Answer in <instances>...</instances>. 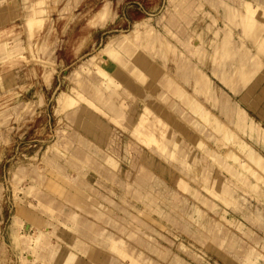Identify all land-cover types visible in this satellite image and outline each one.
Here are the masks:
<instances>
[{"label":"rangeland","instance_id":"1","mask_svg":"<svg viewBox=\"0 0 264 264\" xmlns=\"http://www.w3.org/2000/svg\"><path fill=\"white\" fill-rule=\"evenodd\" d=\"M226 3L242 32L223 15ZM258 11L264 16V0H0V44L12 50L9 58L0 55V264H25L20 259L28 252L14 244L11 234L33 235L37 227L50 233L54 256L49 264H60L59 257L80 245L84 249L71 264H88V256L100 249L111 256L98 242L103 235L120 236L151 264H173L174 258L183 264H244L248 249L261 255L254 264H264V223L256 220L258 214L264 221V47L257 50L247 39L254 32L243 19L255 23ZM30 17H36L31 25L26 22ZM226 38H231L235 59L221 54L219 42ZM238 49L245 51L242 61ZM97 57L101 69L90 66ZM187 63L193 71L184 83L177 67L186 71ZM219 70L230 81L218 77ZM239 71L247 72L248 82H241ZM168 79L182 86L180 99L171 94ZM98 82L118 89L109 91L122 101L115 120L81 98H90L91 84ZM63 93L73 100H64L66 107L58 101ZM238 108L257 131L243 134L234 127ZM206 113L234 132L243 150L235 143L223 145L204 119ZM147 127L153 128L156 142L146 139ZM215 137L221 140L216 143ZM98 152L118 163L109 180L107 166L93 163L100 161ZM180 180L196 194L180 187ZM30 182L34 187L27 194ZM47 183H66L68 191L80 188L99 207L93 213L81 209L55 197ZM135 183L143 198L134 194ZM220 193L233 200H220ZM197 210L202 212L199 222L193 214ZM121 262L129 264L128 259Z\"/></svg>","mask_w":264,"mask_h":264},{"label":"bare ground","instance_id":"2","mask_svg":"<svg viewBox=\"0 0 264 264\" xmlns=\"http://www.w3.org/2000/svg\"><path fill=\"white\" fill-rule=\"evenodd\" d=\"M240 1V0H239ZM226 2V1H225ZM221 3H224V2H222L221 1ZM239 3H241V2H239ZM231 4V3H230ZM15 5V4H14ZM232 5V4H231ZM242 5V4H241ZM109 6V5H108ZM253 6V5H252ZM251 6V7H252ZM257 6V5H256ZM114 7V6H113ZM149 7V6H148ZM222 9H223V15L227 18V20H229L232 24H234L235 26H239L240 27V30H241V32H242V29H241V21H240V19H238V18H236L235 17V14H234V11L232 10V8L229 6V5H227V3L226 4H223L222 6ZM103 8V7H102ZM105 8H106V6H105ZM237 8V7H236ZM10 9V8H9ZM234 9V8H233ZM238 9V8H237ZM245 9V8H244ZM257 9H260V8H257ZM61 10V9H60ZM105 10H107V9H105ZM261 10V9H260ZM263 10V9H262ZM101 11V10H100ZM41 12H43V11H41ZM222 12V11H221ZM237 12H238V10H237ZM252 12V11H251ZM106 13H107V11H106ZM163 13V12H162ZM256 13H257V11H256ZM258 13H260L261 14V11H258ZM103 14H104V12H103ZM116 14V13H115ZM249 14V13H248ZM252 14V13H251ZM254 14V13H253ZM264 14V13H263ZM95 15V14H94ZM101 15H102V13H101ZM113 15H114V13H113ZM164 15H166V14H164ZM238 15V14H237ZM28 16V15H27ZM161 16V15H160ZM249 16H250V14H249ZM106 17H108V15H106ZM156 17V16H155ZM190 17V16H189ZM238 17V16H237ZM254 18H256V16H253ZM252 17V18H253ZM71 18V17H70ZM150 18H151V16H150ZM149 18V19H150ZM225 18V19H226ZM241 18V17H240ZM34 19H36V17L35 18H32V17H30V18H26V22L29 24V25H31L32 24V21L34 20ZM156 19V18H155ZM157 19H159V18H157ZM162 18H160L159 20H161ZM164 19V18H163ZM244 19V23L247 25V28L248 27H250L249 29H250V31L253 29V34H251L250 36L248 35V40L249 41H252L253 43H255L256 45H257V50H262V48L264 47V32H262V31H264L263 29L264 28H262V26L261 25H264V16L261 14L260 16H259V18L257 19L256 18V20H254L255 21V23H253V22H251V20L249 19H247L246 17L245 18H243ZM86 20V19H85ZM38 21V20H37ZM90 21V20H89ZM142 21H143V19H142ZM141 21V22H142ZM147 21H148V19H147ZM20 22V21H19ZM39 22H40V20H39ZM105 22V21H104ZM152 22V21H151ZM242 22H243V20H242ZM247 22V23H246ZM147 23V22H146ZM149 23V22H148ZM147 23V24H148ZM161 23V22H160ZM162 23H163V21H162ZM189 23V22H188ZM102 26V25H101ZM163 26V25H162ZM229 26V25H228ZM158 27V26H157ZM143 28H144V26H143ZM252 28V29H251ZM138 29V28H137ZM248 29V30H249ZM20 30V29H19ZM94 30V29H93ZM147 30V29H146ZM21 31V30H20ZM29 31V30H28ZM90 31V30H89ZM145 31V30H144ZM91 32V31H90ZM130 32V31H129ZM241 32H240V34H241ZM4 33V32H3ZM10 33V32H9ZM8 33V34H9ZM19 33V32H18ZM29 33V32H28ZM37 33V32H36ZM250 33V32H249ZM252 33V32H251ZM6 34V33H5ZM159 34H160V32H159ZM158 34V35H159ZM140 35V34H139ZM161 35V34H160ZM218 35V34H217ZM8 36V35H7ZM245 36V35H244ZM26 37V36H25ZM224 37V36H223ZM16 38V37H15ZM34 38V37H33ZM32 38V39H33ZM31 39V40H32ZM46 39V38H45ZM190 39V38H189ZM227 39V40H226ZM225 40V42H223V40L221 41V42H219L220 43V48H221V54H222V56L223 57H225V58H234V56H235V51L234 50H232L231 48H230V43H231V38H226ZM91 40V39H90ZM206 40V39H205ZM14 41H16V40H14ZM35 41V40H34ZM161 41V40H160ZM238 41V40H237ZM247 41V40H246ZM233 42V41H232ZM236 42V41H235ZM238 42H240V41H238ZM81 43V42H80ZM209 43V42H208ZM207 43V44H208ZM13 44V43H12ZM23 44V43H22ZM41 44V43H40ZM189 44V43H188ZM195 44H197V42L195 43ZM199 44V43H198ZM234 44V43H233ZM5 45L6 44H0V55L2 54L3 55V57L2 58H9L11 55H12V50H10L8 47V49H4L5 48ZM35 45V44H34ZM79 45H81V44H79ZM216 45V44H215ZM219 45V44H218ZM217 45V46H218ZM236 45V44H235ZM7 46V45H6ZM13 46H15V45H13ZM233 46V45H232ZM253 46V45H252ZM28 47V46H27ZM238 47V46H237ZM31 48V47H30ZM255 48V47H254ZM43 49H44V47H43ZM237 49V48H236ZM8 50V51H7ZM42 50V49H41ZM239 50V54H238V57H237V59L239 60V61H242L243 59H245L244 58V56H245V51L244 50H242V49H238ZM253 51V50H252ZM256 51V50H255ZM40 52V51H39ZM42 52H43V50H42ZM74 52V51H73ZM202 52V51H201ZM212 52V51H211ZM236 52H237V50H236ZM206 53V52H205ZM250 53V52H249ZM209 54H211V53H209ZM247 54V53H246ZM207 56V55H206ZM261 56V55H260ZM252 58V57H251ZM264 58V57H263ZM96 59H99V57H97V58H94V59H91L89 62H90V66H91V64H92V66L94 65L95 66V68H97V69H101L102 67H99V62L96 60ZM220 59V58H219ZM235 59V58H234ZM233 59V60H234ZM236 59V60H237ZM141 60V61H140ZM144 60V58H137V61H140V63H142V65H143V62L145 61H143ZM215 60V59H214ZM225 60V59H224ZM187 61V60H186ZM209 61V60H208ZM213 61V60H212ZM222 61V60H221ZM220 61V62H221ZM231 61V60H230ZM226 62H228V61H226ZM185 63V62H184ZM215 63H216V61H215ZM236 63V62H235ZM237 63H239V62H237ZM255 63V62H254ZM84 64V63H83ZM181 64V63H180ZM183 64V63H182ZM187 64H189V63H187ZM191 64V63H190ZM189 64V65H190ZM79 65H81V64H79ZM186 65V64H185ZM195 65V64H194ZM215 65V64H214ZM89 66V67H90ZM187 66V65H186ZM220 66V65H219ZM218 66V67H219ZM237 66V65H236ZM6 67V66H5ZM31 67V66H30ZM36 67V66H35ZM80 67V66H79ZM130 67V66H129ZM210 67V66H209ZM217 67V68H218ZM229 67V66H228ZM84 67H82V69H83ZM94 68V67H93ZM128 68V67H127ZM126 68V69H127ZM196 68V67H195ZM213 68V67H212ZM227 68V67H226ZM255 68V67H254ZM75 69V68H74ZM78 69V68H77ZM76 69V70H77ZM177 69L179 70V73H177L178 74V76H179V78L184 82V83H189V80H190V77H191V72L193 71L192 69H193V64H192V67H191V65L190 66H188V68H186V69H188V70H186V71H184V67L182 68V69H180V67H177ZM220 69V68H219ZM225 69V68H224ZM229 69V68H228ZM235 69V68H234ZM86 70V69H85ZM174 70H175V68H174ZM221 70V69H220ZM219 70V72H221V73H219L218 74V77H220L222 80L223 79H228L227 81H230V79H229V77L225 74V73H222V71H220ZM238 70V69H237ZM236 70V71H237ZM32 71V70H31ZM46 71H47V69H46ZM80 71V70H79ZM231 71H233V70H231ZM244 71V70H243ZM40 72V71H39ZM54 72V71H53ZM240 72V73H239ZM238 72V77H239V79L241 80V82L243 83L245 80H247L246 79V73L244 74V73H241L242 71H239ZM48 73V72H47ZM70 73H72V71H70ZM82 73V72H81ZM233 73V72H232ZM260 73V72H259ZM56 74V73H55ZM216 74V73H215ZM258 74V73H257ZM256 74V75H257ZM78 75V74H77ZM81 75V74H80ZM251 75V74H250ZM255 75V76H256ZM35 76V75H34ZM42 76V75H41ZM68 76V75H67ZM70 76V75H69ZM68 76V77H69ZM79 76V75H78ZM84 76V75H83ZM129 76V75H128ZM176 76V75H175ZM203 76V75H202ZM254 76V75H253ZM80 77V76H79ZM194 77L196 78H199L200 79V77H201V75H200V73L199 72H197V71H195L194 72ZM76 78H77V76H76ZM206 78V77H205ZM212 78V77H211ZM242 78H243V80H242ZM251 78V77H250ZM256 78V77H255ZM192 79V78H191ZM220 79V80H221ZM201 80V79H200ZM168 81H169V84H170V87H171V94L176 98V99H180V98H178V94L180 95V93L181 94H184V90H183V88H182V86H180V85H177V84H175L174 82H173V80H171L170 81V79H168ZM178 81V80H177ZM224 81V80H223ZM43 82V81H42ZM68 82V81H67ZM94 82V81H93ZM235 82V81H234ZM245 82H248V81H245ZM96 83V82H95ZM108 83V82H107ZM102 83L101 84V82L99 83H97V84H91V87H90V91H91V97L90 98H88V97H85V96H81V98H83V101L84 102H86L91 108H93V109H95V110H97V111H99L101 114H103L104 116H107L109 119H111V120H115V118L114 117H116V116H118V115H120V110H119V107H120V104H122V101L120 100V101H116V99H114V98H112L110 95H109V91L111 92V93H115L118 89L117 88H115V87H112V85L111 86H109L110 84L108 83ZM229 83V82H228ZM230 85H231V83H229ZM65 85H66V83H65ZM103 86H105L106 88H109L108 90L107 89H105V88H103ZM183 86H184V84H183ZM201 86V85H200ZM70 87V86H69ZM80 87V86H79ZM122 87H123V85H122ZM190 87V86H189ZM121 88V87H120ZM119 88V89H120ZM193 88H195V89H198L197 87H193ZM242 88V87H241ZM88 89H89V87H87V89H86V91H88ZM124 89V88H123ZM107 90V91H106ZM89 92V91H88ZM180 92V93H179ZM164 93V92H163ZM211 93H212V91H211ZM211 93H209V94H211ZM83 94V93H82ZM116 94V93H115ZM67 94H65V93H63L62 95H61V97L59 98V105L60 106H65L66 107V104H65V101L64 100H67V99H69V96H68V98L67 99H65V96H66ZM84 95V94H83ZM16 96V95H15ZM118 96H120V95H118ZM167 96V95H166ZM67 97V96H66ZM70 99H71V101H73L72 100V98H71V96H70ZM69 99V100H70ZM168 99V98H167ZM213 99V98H212ZM221 100V99H220ZM229 100V99H228ZM1 101V100H0ZM8 101V100H7ZM41 101V100H40ZM57 101V102H58ZM75 101V100H74ZM67 103H69V101H66ZM152 102V101H151ZM154 102V101H153ZM168 102V101H167ZM225 102V101H224ZM4 103V102H3ZM42 103H43V101H42ZM41 103V104H42ZM71 103V102H70ZM77 103V102H76ZM218 103H220V102H218ZM1 104V103H0ZM155 104V103H154ZM166 104V103H165ZM161 105V104H160ZM171 105V104H170ZM219 105V104H218ZM224 105H225V103H224ZM153 106V105H152ZM4 107V106H3ZM163 107V106H162ZM168 108H169V106H168ZM172 108V107H171ZM174 108H175V106H174ZM173 108V110H175ZM145 109L146 110H148L147 109V107L145 106ZM141 110V109H140ZM179 110V109H178ZM227 110H231L229 107L227 108ZM176 111V110H175ZM181 112V111H180ZM236 112V111H235ZM86 113V112H85ZM146 113V112H145ZM184 113V112H183ZM218 113V112H217ZM224 113V112H223ZM233 113V112H232ZM94 114V113H93ZM141 114V113H140ZM154 114V113H153ZM203 114V113H202ZM96 115V114H95ZM183 115V114H182ZM186 115V114H185ZM189 116V115H188ZM132 117V116H131ZM177 117V116H176ZM180 117V116H179ZM230 116H228L227 117V119L229 120L230 118H229ZM235 117H236V115H235ZM170 118V117H169ZM149 119V118H148ZM185 119V118H184ZM204 119L209 123V124H211L212 125V128H213V130H214V132L217 134V135H219V136H221L222 137V139H223V145H227V143H235L236 144V146L239 148V150L241 151V150H243V146H241L240 145V139L237 137V135L234 133V132H232L229 128H227L220 120H218V118L214 115V114H211V113H206V115L204 116ZM203 119V120H204ZM235 119V118H234ZM233 119V120H234ZM200 120V119H199ZM135 121V120H134ZM150 122V121H149ZM187 122H188V120H187ZM205 122V121H204ZM137 123V122H136ZM144 123V117H143V115H140V117H139V121H138V125H142ZM151 123V122H150ZM190 123H191V121H190ZM203 123V122H202ZM170 124V123H169ZM192 124H194V123H192ZM207 124V123H206ZM168 125V124H167ZM70 126V125H69ZM159 127V126H158ZM192 127V126H191ZM202 127V126H201ZM70 128V127H69ZM132 128V127H131ZM144 128V127H143ZM148 129H146L147 130V133L145 134L146 135V139L148 140V141H151V142H156V138H155V136H154V134H153V128L152 127H147ZM165 128V127H164ZM171 128V127H170ZM108 129V128H107ZM159 129V128H158ZM64 130V129H63ZM134 130H136V128L134 129ZM163 130V129H162ZM161 130V131H162ZM108 131V130H107ZM205 131H206V129H205ZM160 132V131H159ZM158 132V133H159ZM212 132V131H211ZM213 132V133H214ZM129 133H130V131H129ZM169 133V132H168ZM198 133V132H197ZM206 133V132H205ZM114 134V133H113ZM128 135V134H127ZM181 135V134H180ZM200 135V134H199ZM203 135V134H202ZM113 136V135H112ZM185 136V135H184ZM166 137V136H165ZM179 137V136H178ZM168 138V137H167ZM142 139V138H141ZM178 139V138H177ZM209 139H210V137H209ZM135 140V139H134ZM170 140V139H169ZM174 140V139H173ZM214 140L216 141V143H217V141L218 140H221V139H219L218 137H215L214 138ZM172 141V140H171ZM183 141V140H182ZM188 141V140H187ZM143 142V141H142ZM166 142V141H165ZM167 142H169V141H167ZM174 142V141H173ZM185 142V141H184ZM189 142V141H188ZM230 143V144H231ZM55 144V143H54ZM75 144V143H74ZM116 144V143H115ZM150 144V143H149ZM155 144H157V143H155ZM163 144V147L165 146V144H164V142L162 143ZM176 144H177V142H176ZM83 145V144H82ZM111 145V144H110ZM211 145V144H210ZM147 146V145H146ZM174 146H175V144H174ZM189 146H190V144H189ZM212 146V145H211ZM230 146V145H229ZM48 147V146H47ZM170 147V146H169ZM227 147H228V145H227ZM113 148V147H112ZM111 148V149H112ZM147 148V147H146ZM152 148H154V147H152ZM168 148V147H167ZM234 148V147H233ZM236 148V147H235ZM156 149V148H155ZM209 149V148H208ZM152 150V149H151ZM170 150V149H169ZM35 151V150H34ZM153 151V150H152ZM155 151V150H154ZM203 151V150H202ZM117 152V151H116ZM146 152V151H145ZM148 153V152H147ZM178 153V152H177ZM199 153V152H198ZM201 153V152H200ZM37 154V153H36ZM75 154H79L78 152H75ZM145 155H146V153H144ZM149 154V153H148ZM157 154V153H156ZM168 154V153H167ZM203 154V153H202ZM144 155V156H145ZM169 155V154H168ZM177 155V154H176ZM175 155V156H176ZM181 155V154H180ZM196 155V154H195ZM151 156V155H150ZM158 156V155H157ZM121 157V156H120ZM195 157V156H194ZM249 157H252V156H249ZM142 158V157H141ZM170 158V157H169ZM199 158V157H198ZM253 159H255L254 157H252ZM123 159V158H122ZM146 159V158H145ZM149 159V158H148ZM167 159V158H166ZM186 159V158H185ZM152 160V159H151ZM150 160V161H151ZM162 160V159H161ZM198 160V159H197ZM258 160H260L259 158H258ZM21 161H23V160H21ZM126 161V160H125ZM129 161V160H128ZM144 161V160H143ZM176 161V160H175ZM189 161V160H188ZM195 161V160H194ZM250 161V160H249ZM248 161V162H249ZM127 162V161H126ZM191 162V161H190ZM198 162V161H197ZM20 163H22V162H20ZM27 163V162H26ZM167 163V162H166ZM172 163V162H171ZM178 163V162H177ZM204 163V162H203ZM31 164V163H30ZM146 164V163H145ZM151 164V163H150ZM173 164H175V163H173ZM183 164V163H182ZM140 165V164H139ZM180 165V164H179ZM191 165V164H190ZM204 165V164H203ZM248 165V164H247ZM110 166V165H109ZM143 166V165H142ZM151 166V165H150ZM175 166H176V164H175ZM200 166V165H199ZM213 166V165H212ZM129 167V166H128ZM164 167V166H163ZM110 168L112 169L113 167H111L110 166ZM138 168V167H137ZM152 168V167H151ZM180 168V167H179ZM199 168V167H198ZM247 168V167H246ZM119 169V168H118ZM124 169V168H123ZM154 169V168H153ZM178 169V168H177ZM193 169H194V166H193ZM195 169H197L196 167H195ZM200 169H202V168H200ZM106 170V169H105ZM170 170V169H169ZM213 170V169H212ZM138 171V170H137ZM151 171V170H150ZM149 171V172H150ZM155 171H156V168H155ZM106 172V171H105ZM109 172H110V170H109ZM191 172H193V171H191ZM174 173V172H173ZM201 173V172H200ZM176 174V173H175ZM182 174V173H181ZM187 174V173H186ZM192 174V173H191ZM209 174V173H208ZM154 175V174H153ZM191 177H189V179H190ZM199 178H200V176H199ZM157 179V178H156ZM178 179H180V178H178ZM208 179V178H207ZM176 180V179H175ZM174 180V181H175ZM212 181H214V180H212ZM125 182V181H124ZM176 182V181H175ZM184 182L185 181H183V180H180L179 181V185H180V187H182V188H184V189H186V187H187V185L186 184H184ZM196 182V181H195ZM202 182V181H201ZM259 182H260V180H259ZM264 182V181H263ZM210 183H208V185H209ZM129 185V184H128ZM131 185V184H130ZM173 185V184H172ZM171 185V186H172ZM176 185V184H175ZM188 188L189 187H187V191H188ZM126 189V188H125ZM129 189V188H128ZM134 189V188H133ZM143 189V188H142ZM197 189V188H196ZM203 189V188H202ZM170 190V189H169ZM168 190V191H169ZM112 191V190H111ZM147 191V190H146ZM190 191V190H189ZM188 191V192H189ZM198 191V190H197ZM173 192V191H172ZM200 192V191H199ZM147 193H148V191H147ZM167 193V192H166ZM189 193H191V194H193V195H195L196 194V192H195V188L194 189H191V192H189ZM134 194L135 195H137V197H139V198H143V197H141V193L138 191V186H136V183H135V192H134ZM187 194V193H186ZM144 195V194H143ZM190 196V195H189ZM189 196H188V198H189ZM203 196V195H202ZM146 197H147V195H146ZM219 199L220 200H224L225 201V199H232L233 200V198H232V196H230V195H228V194H226V193H220L219 194ZM138 198V199H139ZM203 198V197H202ZM204 198H205V196H204ZM171 199V198H170ZM193 199V198H192ZM142 200V199H141ZM158 200V199H157ZM195 200V199H194ZM199 200H202V202H204V203H206V201L205 200H203V199H200L199 198ZM245 200V199H244ZM146 201H148V200H146ZM159 201V200H158ZM198 201V200H197ZM247 201V200H246ZM127 202V201H126ZM169 202V201H168ZM250 202V201H249ZM128 203V202H127ZM144 203V202H143ZM147 203V202H146ZM194 203H195V201H194ZM148 204V203H147ZM135 206H137V205H135ZM179 206V205H178ZM187 206V205H186ZM189 206V205H188ZM166 207V206H165ZM263 207V206H262ZM167 208V207H166ZM251 208V207H250ZM159 209V208H158ZM161 209V208H160ZM249 209V208H248ZM252 209V208H251ZM156 210V209H155ZM167 210H165V212H166ZM172 211V210H171ZM163 212V211H162ZM173 212V211H172ZM248 212V211H247ZM136 213V212H135ZM175 213V212H174ZM156 214V213H155ZM166 214V213H165ZM171 214V213H170ZM183 214V213H182ZM126 216V215H125ZM135 216V215H134ZM154 216V215H153ZM169 216V215H168ZM188 216V215H187ZM150 217V216H149ZM157 217V216H156ZM160 217V216H159ZM158 217V218H159ZM174 217V216H173ZM138 218V217H137ZM139 219V218H138ZM147 219H148V217H147ZM160 219V218H159ZM166 219V218H165ZM251 219H253V218H251ZM130 220V219H129ZM179 220H180V218H179ZM183 220V219H182ZM255 220V219H254ZM256 220L257 221H259V223L260 224H262V223H264V221L262 220V217H261V215H258L257 214V216H256ZM147 221V220H146ZM171 221V220H170ZM181 221V220H180ZM136 222V221H135ZM151 222V221H150ZM132 223V222H131ZM134 223V222H133ZM143 223V222H142ZM171 223H172V221H171ZM178 223V222H177ZM180 223V222H179ZM144 224V223H143ZM174 224V223H173ZM142 225V224H141ZM175 225H177V224H175ZM181 225V224H180ZM134 226V225H133ZM136 226V225H135ZM165 226V225H164ZM139 227V226H138ZM144 228H145V226H143ZM180 227V226H179ZM125 228V227H124ZM132 228V227H131ZM140 228H142V227H140ZM167 228V227H166ZM182 228V227H181ZM149 230V229H148ZM153 230V229H152ZM264 233V232H263ZM26 235H27V232H26ZM190 241V240H189ZM194 245V244H193ZM4 251V250H3ZM209 257V256H208ZM2 258V257H1Z\"/></svg>","mask_w":264,"mask_h":264},{"label":"crops","instance_id":"3","mask_svg":"<svg viewBox=\"0 0 264 264\" xmlns=\"http://www.w3.org/2000/svg\"><path fill=\"white\" fill-rule=\"evenodd\" d=\"M234 127L241 131L243 134H252L255 131H257L258 126L252 122L248 121L245 112L241 109L238 108L236 110V117L234 121ZM264 131V130H262ZM96 133H94L95 135ZM262 137H264V133H262ZM89 148H93L91 144H89ZM91 150V149H90ZM100 161H93L96 166H101L105 172V178L109 180V175L113 174V171L116 173L119 169L117 161L112 157L111 155L103 152H98ZM87 159H90L89 156H87ZM92 162V160H91ZM106 165V166H105ZM113 167L112 169L110 166ZM110 170V172H109ZM117 174V173H116ZM65 182V181H64ZM31 186L28 187L27 189V194L29 190H32V187H34V184L31 183ZM42 185V182L40 183ZM48 184V183H47ZM66 187H68V184L64 183ZM52 190V192L56 195L55 197H61L64 198L65 200L73 203L74 205L78 206L81 209L89 208L90 212L93 213L94 211L97 210L95 206L97 205V202L88 199L87 196H85L80 188L77 187H71L72 191H68L65 186H61L60 184L54 183V184H48L47 187ZM85 199V200H84ZM40 202V201H39ZM87 202V203H86ZM41 205V204H39ZM44 207V205H42ZM92 206V207H91ZM93 207L95 209H93ZM99 207V206H96ZM46 208V207H45ZM104 209L103 206H100L98 209V213L96 212L95 215H99L98 217L101 216V213ZM196 209H193V211ZM224 213L222 212V218L225 220ZM196 215V221L199 222L202 218V212L200 210H197V212L193 213ZM19 215L22 216L24 215L23 212L20 210ZM76 216V214H74ZM27 216V214H26ZM230 222V221H228ZM19 222L16 221L15 224H18ZM203 226H205L206 222H203ZM238 227H241V224H236ZM46 228L43 230L40 227H37L35 229V234H20L18 232H15L14 234H11V238L21 250H25L28 253L24 255V257H21V262L25 264H49L50 261H52L54 252L51 248V245L49 244L48 240V235L50 233L45 232ZM102 235V234H101ZM134 235L130 234L129 236ZM213 237H216L213 235ZM103 239L98 242L101 245V247H105L108 250H110L113 254L111 256H107L102 249L99 250L98 253L90 254L91 256L89 257L88 264H124L121 262L122 260L128 259L129 264H151L149 261H146V258L141 257L139 254L136 255V253L133 252L132 248L129 247L126 242L124 241L123 238L120 236H113V235H103ZM117 238L118 241L115 239ZM120 239L123 241H120ZM217 239V237H216ZM232 245V242H231ZM77 249L75 250H68L66 253H64L61 257L58 258V262L60 261V264H71L73 260L76 258V252L78 250H83L84 246L80 245L79 247H76ZM149 248V247H148ZM150 249V248H149ZM113 256L118 258V259H113ZM261 255L256 252L254 249H248L245 254H244V259L243 263L244 264H254L255 259L260 257ZM173 264H183L181 260L178 258H174Z\"/></svg>","mask_w":264,"mask_h":264}]
</instances>
